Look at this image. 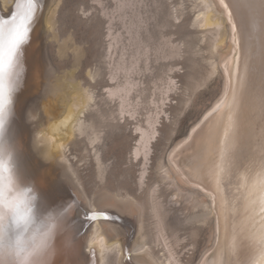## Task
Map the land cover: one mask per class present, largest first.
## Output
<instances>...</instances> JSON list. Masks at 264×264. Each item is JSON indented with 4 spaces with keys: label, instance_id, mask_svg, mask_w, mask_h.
I'll use <instances>...</instances> for the list:
<instances>
[{
    "label": "bare ground",
    "instance_id": "obj_1",
    "mask_svg": "<svg viewBox=\"0 0 264 264\" xmlns=\"http://www.w3.org/2000/svg\"><path fill=\"white\" fill-rule=\"evenodd\" d=\"M8 1L13 0H0L1 9L8 8ZM136 1L114 0L111 11H105L118 17L124 31L120 29V33L116 30L117 33H113L114 29H110L112 24H108L110 43L107 46L110 51L107 52H113L111 56L114 53L116 55L111 60L109 79L116 80L120 74L121 80L118 78L107 94L118 100L119 116L127 114L131 117L138 109L139 98L132 92L140 87L134 74L136 76L146 68L153 54L166 57L178 54L180 50L170 40L155 38L153 34H142L144 18L140 16V12L135 14L133 5ZM193 8L196 10L190 25L195 31L188 33L187 37L190 36V39L188 37L189 40L186 39L185 43L190 46L200 36L207 39L208 67L203 81L215 72L220 73L222 81L218 98L195 121L196 124L191 127L187 136L171 148L166 157L156 159L154 167L158 178L147 182L145 177L150 143L155 133L160 130L156 126L158 116L163 111L165 96L176 88L172 77L159 82L157 86L160 98L152 102L153 96L150 99L157 106L154 110L148 109L142 123H137L133 128L138 133L131 150L132 158L140 156L138 164L142 165L138 171L135 189L142 188V192L136 194L125 190L122 194L121 186H117L115 190L104 186L97 191V195L93 194L95 197L81 201L85 213L79 209L74 210L70 233L67 237L57 238L56 246L47 258V264H180L182 260L180 261L181 257L175 246L177 247L182 237H187L179 234L180 238L175 226L178 224L169 222L168 213L172 206H167V202L174 205L180 198L190 208L189 214L182 212L186 216L185 221L187 220L183 223H211L207 247L200 252L195 264H264V254L259 244L261 226L264 225V0H193ZM44 14L41 30L43 28L42 32L46 33V30L52 28V10H47ZM108 19L111 22L113 17L109 16ZM124 33L127 34L126 37L123 36ZM59 49L61 54L63 46ZM65 81L58 77L46 81L48 88L56 91V103L53 102L61 111L58 108V111L53 110L55 113H44V110L43 113L38 112L39 116L44 114V117L39 118L41 121L37 122L35 134L30 133L31 139L27 135L29 141L24 137L27 140L26 145L24 142L20 143L24 145V149L20 151L14 148L21 153L19 162L24 180L36 185L44 183L46 194L41 198L47 199L48 203L56 195L59 199V192L65 187L68 193L64 192L65 197L61 193L62 198L75 200L77 196L84 195L80 188L81 183L77 176L74 177L75 171L68 163L66 154L64 155V148L70 142H79L77 134L84 133L89 143L102 138L99 128H96L99 116L85 115L84 112L92 105L91 91L81 90L68 80ZM198 85L197 82L191 83L189 89L193 90ZM154 89L157 90V87ZM30 110L29 116H34L33 109ZM39 125L45 126L43 130H39ZM109 125L113 129L120 128L119 124ZM20 138L22 139L21 136ZM15 142L14 140L13 143L16 144ZM97 144L94 145L93 157L96 175L103 180L109 163L101 156V147ZM24 151L26 154L28 151L30 158L23 154ZM36 152L47 161L46 164L38 163ZM29 168L33 170L28 171ZM165 181V185L173 186L168 198L163 190L156 194ZM158 186L160 188L157 189ZM163 196L165 198L160 200L159 197ZM64 203L66 201L61 199L54 206ZM74 207L73 203L71 209ZM86 211H106L110 214L109 220L97 218L90 221L82 216V219L79 218ZM146 213L149 215L148 219H153L152 228H149L148 223L151 234L146 230ZM82 223L89 224L84 233L80 232V225L84 229ZM234 233L239 235L242 244L234 240ZM148 237H151L153 246L147 241ZM157 243L161 245L160 251L159 248L158 251L154 250ZM83 247L87 248L88 253H84ZM110 253L113 255L109 256Z\"/></svg>",
    "mask_w": 264,
    "mask_h": 264
},
{
    "label": "rangeland",
    "instance_id": "obj_2",
    "mask_svg": "<svg viewBox=\"0 0 264 264\" xmlns=\"http://www.w3.org/2000/svg\"><path fill=\"white\" fill-rule=\"evenodd\" d=\"M20 2L23 4L25 0H20ZM8 3V8L6 10L1 9L0 6V18L7 19L10 16L11 11L15 8L16 0L8 1ZM112 6H114V0H38V10L32 24L33 28L31 27L27 43L22 46V58L18 59L19 77L17 78L15 76V72L12 76V103L5 131L4 133H0V144H5L7 142L13 149L18 148L17 150L21 151V149H24V145L22 144V146L20 143L24 142L25 144L27 140L29 141V139L32 138L31 134H35L36 127H38L37 122L41 121L44 117V114L39 116L40 113L38 112L43 113L44 110V113L45 111L55 113L54 111L60 108L54 105L56 103L54 99V96L56 98V91L52 88L49 89L47 86L48 83H46L48 80L52 81L54 77H58L64 81L66 80L65 82L69 81L71 84L78 86L81 90L85 89L91 91L93 95V100L91 101L92 105L86 108L84 112L85 115L99 116L96 128H99L100 135L102 136L97 142L89 143L88 139H85L86 135L84 133L77 134L76 138L79 142H70L66 148H64V155L66 154L65 157H67L68 163L71 165V168L74 169V177H78L81 183L80 188L84 191L83 193L85 196H77L78 198L76 197V201L70 200V198H62L60 194L63 193L65 197L64 192L68 191L65 187L61 190L62 192H59V199H57L56 195L55 198L48 203L47 199H45V201L41 198V209L51 208L52 204L54 206L55 202L62 199L66 202L72 201L71 205H68L70 209L74 203V210L79 209L85 213V208L81 201L84 202V199L85 201L91 199V196L95 197L97 191L102 190L104 186L110 190H115L117 186H121L122 191L121 189L119 191H121L122 194H124L125 190L136 194L142 192V188L138 190L135 189V182L139 174L138 171L142 165L140 164L139 166L138 164L140 156L136 159L132 158L131 150L136 143L135 139L138 133L135 132L133 128L137 123H142V119L145 117L144 113L148 109V111H151L157 106L156 103L151 102L152 100L160 98L159 86H157V84L162 82L164 78L167 79L172 77V80L176 84V88L170 90L166 96L164 95L166 99L162 106L163 111L159 113L158 123H156V126L160 130L157 131V134L155 133V139L152 138L150 143L149 160L145 177V181L147 182H153L155 178H158V174L155 173L156 169L154 167L156 159L158 157H166L171 148L187 136L191 127L196 124L195 121L209 109L210 105L219 96L222 81L220 73L215 72L206 77L203 81L204 73L208 67L207 47L209 44L207 39L200 36L198 40L195 38L194 43H191L190 46L185 43L186 39H190V36H188L189 39L187 37L188 33L195 31V28L190 25L196 10L193 8V0H137L133 8L135 14L140 12V16L144 18L142 24L143 28L141 29L142 34H153L155 38L161 37L162 39L170 40L172 42L171 44L177 45L180 47V50L178 54H171L166 57H158L156 54H153L148 60L146 68L136 74V76L134 74L135 81L139 83L138 86L140 88L134 90L132 94L139 98V104H141L142 107L138 104L137 108L139 110L137 109V114L135 113L136 116L133 115L129 117L127 114L119 116L117 111L118 100L110 98L107 94L108 89L117 82V79L120 78L118 80H121L120 74L117 76L116 80L109 79L111 77L109 73V69L111 68L110 65L112 66L111 60L112 57L115 58L116 55L114 53V55L111 56L113 52L111 54L108 53L110 51L107 46L108 43H110L108 24H110V26L112 24L110 29H114V31L112 30L113 33H120V29L124 32L118 17L108 14ZM47 10H52L51 16L53 19L51 18V22L53 23H51V30H46L45 33V31L42 32L43 28L41 30V27L43 26L41 25H43L44 19L42 17ZM109 16L111 18L113 17L112 23L108 21ZM124 34L123 36L126 37L127 34ZM120 45L121 43L119 46ZM61 46H63V52L60 54L59 48ZM218 52H220V50H218ZM23 56H25V58H23ZM109 61H111V64ZM189 74H192V77H189ZM196 82L199 85L193 90L189 89L190 84ZM155 83L156 86L154 87ZM156 87L157 90L154 89ZM147 95H149V97H147ZM49 96L52 98L50 99L51 101L49 100ZM152 96L153 99H151ZM40 97H42V99H40ZM143 101L146 102L144 103ZM45 104L47 106H45ZM52 104L53 107L51 106ZM30 109H33L32 112L35 113L34 116H29ZM59 111H61V108ZM35 115L38 116V119ZM109 124H119L120 128L113 129V126ZM44 127L45 126L39 125V130H43ZM21 133L23 135H21ZM8 134L11 135L13 139H11V136H8ZM27 135L29 139L26 138ZM4 136H6V138L8 137L6 142ZM24 137L27 140H25ZM17 139H20L21 142ZM12 140L13 142L15 140L16 144H14ZM17 142H19L18 147ZM96 144L101 147L100 154L105 162H107V164L109 163L107 167L108 171H105L103 180L96 175L97 169L93 157ZM20 146L22 148H20ZM20 151H17L19 157L21 154ZM23 154L28 156L29 153L27 151L26 154L24 151ZM36 158L39 164L47 163V161L43 160L44 158L39 152H36ZM31 170H33V168H29L28 171ZM163 183L164 184H161L160 190L158 189L160 186L157 187L158 191L156 194L163 190L164 193H162L168 198L170 197L169 193H171L173 186L165 185L166 181ZM38 184L39 185H34L36 189H38L40 197L45 196L44 183ZM163 198L165 197H159L160 200ZM178 201L179 202L176 203L172 201L174 205H172L171 202H167L168 207L172 206V211H169L168 218L169 222H174V225L176 223L178 224L175 225L178 230L177 234L181 236L184 235L187 238H181L179 235L181 240L178 244L179 246L177 245L175 248H177L178 255L181 257H179L180 261L182 260L180 264H186L187 261H189L187 264H195L198 260V256L201 254L200 252L207 247L209 238L208 232H210L209 227L211 228V223L208 221L205 223L202 222L203 224L201 222H198V224L196 222L194 224H185L187 220L185 221L186 216H184V214L185 212L189 214V204L181 198ZM182 201L185 203H182ZM183 208L186 211L183 210ZM178 210L180 211L177 212ZM87 212L98 211H86V213ZM106 213L110 216L108 212ZM174 213H178V215ZM181 213L183 216H181ZM81 216L83 219L86 218L85 214H80L79 218L82 219ZM148 216L147 213L144 215L146 230H148L149 227L148 223L150 224L149 228H152L153 219H151V217L148 219ZM97 218L99 217L95 219ZM182 218L183 220H181ZM180 221L184 225H182ZM184 221L185 223H183ZM206 224L208 226H206ZM88 225V223H82L84 229L80 225V232L82 231L81 233H84ZM193 230L196 236L194 234L192 235ZM148 234H151L149 230ZM189 236H191V238ZM192 240L194 241L192 242ZM147 241L153 246L154 243L150 242L151 237H148ZM189 241H191L192 244ZM194 243L195 245H193ZM155 246L154 250L160 251L161 245L157 243ZM83 250L85 254L88 253L86 247H83ZM111 255L113 254L110 253L109 256ZM177 264L179 263L177 262Z\"/></svg>",
    "mask_w": 264,
    "mask_h": 264
},
{
    "label": "clouds",
    "instance_id": "obj_3",
    "mask_svg": "<svg viewBox=\"0 0 264 264\" xmlns=\"http://www.w3.org/2000/svg\"><path fill=\"white\" fill-rule=\"evenodd\" d=\"M10 106L0 133L5 131ZM40 201L34 183L24 180L18 152L0 144V264H47L57 238L69 235L74 209L68 205L72 201L45 209Z\"/></svg>",
    "mask_w": 264,
    "mask_h": 264
},
{
    "label": "snow or ice",
    "instance_id": "obj_4",
    "mask_svg": "<svg viewBox=\"0 0 264 264\" xmlns=\"http://www.w3.org/2000/svg\"><path fill=\"white\" fill-rule=\"evenodd\" d=\"M38 10V0H25L22 4L16 0L15 8L7 19L0 18V125L8 114L9 105L12 103L13 91L12 76L19 77L17 52L21 45L28 41L29 32ZM195 132L196 130L193 129ZM264 166V165H262ZM99 217L109 220L106 212L90 213L89 220ZM234 240L243 241L234 233ZM261 252L264 254V225L261 226L259 237Z\"/></svg>",
    "mask_w": 264,
    "mask_h": 264
},
{
    "label": "water",
    "instance_id": "obj_5",
    "mask_svg": "<svg viewBox=\"0 0 264 264\" xmlns=\"http://www.w3.org/2000/svg\"><path fill=\"white\" fill-rule=\"evenodd\" d=\"M8 125H9V124H8ZM89 214H90V213H86V214H85V217H86L85 219H88Z\"/></svg>",
    "mask_w": 264,
    "mask_h": 264
}]
</instances>
